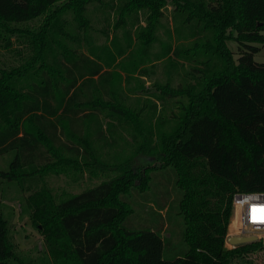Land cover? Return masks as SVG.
<instances>
[{"label":"trees","instance_id":"16d2710c","mask_svg":"<svg viewBox=\"0 0 264 264\" xmlns=\"http://www.w3.org/2000/svg\"><path fill=\"white\" fill-rule=\"evenodd\" d=\"M93 6L116 11L113 34L131 25L126 45L140 51L135 66L159 59V29L171 6L174 33L185 43L173 47L167 41L163 54L174 48L192 63L191 81L187 76L177 86L168 80L159 87L174 101L169 116L148 124L135 119L130 154L111 163L97 157L89 138L114 140L102 119L137 110L122 102V76L111 69L124 50L108 58L102 54L106 46L93 43ZM263 31L264 0H0L1 40L9 45L16 34L30 50L23 64L0 68V155L14 152L0 177L23 184L67 167L80 170L81 164L92 174L117 173L61 200L48 187L30 193V218L46 245L38 259L17 250L9 220L0 213V264H253L251 256L264 251L263 238L226 246L231 194L240 190L236 181L209 169L205 156L190 153L181 140L208 99L229 123L225 148L239 145L251 160L256 150L264 151V61L254 58ZM229 39L238 42V57ZM83 41L89 50L78 49ZM167 168L180 197L170 183L165 191ZM261 190L264 185L242 191ZM138 194L151 202L150 212L154 206L169 210L167 199L175 196L182 217L177 247L158 230L126 225ZM166 248L174 249L171 258Z\"/></svg>","mask_w":264,"mask_h":264},{"label":"rangeland","instance_id":"374dc122","mask_svg":"<svg viewBox=\"0 0 264 264\" xmlns=\"http://www.w3.org/2000/svg\"><path fill=\"white\" fill-rule=\"evenodd\" d=\"M107 8V9H106ZM99 8L93 6L90 8L92 13V22L97 28V31L92 33V40L95 45L106 46L105 57L111 58V52L118 54L117 50L123 49L122 56H118L115 63H112L111 69L121 73V100L132 109L134 107L137 114L122 117L109 116L102 119L104 127H110L115 133L114 140L102 143L95 135L89 138L90 145L97 155L103 161L111 163L117 156H125L130 154V147L135 143V125L136 120L140 122L151 123L158 121L161 116L168 117L169 112L174 106V101L169 97H164L160 92V85L165 84L168 80L173 86L183 83L185 78L191 81L190 69L191 59L185 58L186 55H176L172 49V55L164 56V44L167 41H172L173 47L182 43L178 40L174 33V19H172L171 6L166 10V16L163 20L165 28L159 29V35L163 39V43H158L155 50L158 53L159 59L151 57V61L146 59L140 61V64L135 66V61L138 60L140 51L136 47L126 45L128 35H131V25L129 27L120 28L113 34L112 28L117 20V13L111 10L110 6ZM143 20V19H142ZM133 21V20H132ZM131 21V23H132ZM170 29V33L167 28ZM109 32V36L107 35ZM235 34V32H232ZM264 34V31H263ZM16 34L10 35L11 44L6 45L0 36V68H10L23 64L25 56L30 53L28 46L22 41L23 38H16ZM185 43V42H183ZM182 43V44H183ZM115 44L118 46H115ZM181 44V45H182ZM260 46V51L255 53L254 58L258 62L264 61V43L257 42ZM229 47L234 51L235 57L239 56L241 48L237 41L228 40ZM86 42H81L79 50H89ZM183 54V53H181ZM218 114L214 111L212 103L208 99L201 101L199 110L192 120L189 130L182 137L181 143L191 153H201L206 158V165L209 169L223 174L234 181L240 190L252 189L253 187L264 185V151L256 150L254 159L251 160L239 145H233L230 148L223 146V132L227 137V126ZM218 135V130L222 129ZM14 152H7L0 155V169L8 167L9 161L12 159ZM65 155V154H64ZM69 155V154H68ZM72 156V155H69ZM74 158V157H71ZM76 164H81V159L74 158ZM144 162L146 160L144 159ZM83 163V162H82ZM59 173L49 172L44 177L36 178L35 181L23 184L16 180L0 177V213L9 220L13 241L16 244L17 250L30 257V259H38L44 254L46 249L43 235L33 225L30 218V209L28 208L27 197L30 193L41 188H51L58 199H64L67 196L76 194L88 187L95 186L106 178L116 175L113 171H100L99 174H92L90 170L81 164V169L76 170L74 167H67ZM159 171V170H158ZM173 173L168 174V172ZM164 179L165 191L168 190V184H171V189L176 192H181L177 188H173V177L175 174L172 168H167ZM165 172L161 170L160 173ZM157 175V173H154ZM143 202H139L137 197ZM135 199V213L128 218L126 225L134 229L152 228L158 230L165 238L171 239L174 247L179 240L177 232L180 229L179 224L182 217L178 215V207L176 199L173 195L171 199H167L171 207L160 209L159 206H154L155 212L146 211L151 204L148 200L145 201V196L138 194ZM169 196V192H167ZM170 198V197H169ZM132 200V202H133ZM145 202V203H144ZM139 205V206H138ZM146 207V208H145ZM165 221L166 227L162 230V223ZM171 226V227H170ZM170 227V228H169ZM238 227L235 219L231 216V221L228 227L226 246L233 247L234 245L228 241V238L233 235H238ZM258 238L264 239V233H252ZM257 238V239H258ZM174 255V249L168 251L165 249V257L171 258ZM253 264H264V251H258L252 256Z\"/></svg>","mask_w":264,"mask_h":264},{"label":"built area","instance_id":"2783aa9c","mask_svg":"<svg viewBox=\"0 0 264 264\" xmlns=\"http://www.w3.org/2000/svg\"><path fill=\"white\" fill-rule=\"evenodd\" d=\"M232 218L238 227V235L264 233V190H234Z\"/></svg>","mask_w":264,"mask_h":264},{"label":"water","instance_id":"95a60500","mask_svg":"<svg viewBox=\"0 0 264 264\" xmlns=\"http://www.w3.org/2000/svg\"><path fill=\"white\" fill-rule=\"evenodd\" d=\"M257 238L258 237L255 235H233L228 238V241L231 244L236 245L244 242L253 241L256 240Z\"/></svg>","mask_w":264,"mask_h":264}]
</instances>
